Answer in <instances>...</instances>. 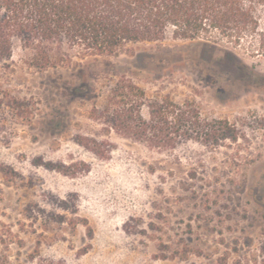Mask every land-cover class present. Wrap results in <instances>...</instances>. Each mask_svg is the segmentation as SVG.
<instances>
[{
    "label": "rangeland",
    "instance_id": "obj_1",
    "mask_svg": "<svg viewBox=\"0 0 264 264\" xmlns=\"http://www.w3.org/2000/svg\"><path fill=\"white\" fill-rule=\"evenodd\" d=\"M27 60L14 40L0 63V232L12 237L9 264H264V58L167 39L59 77ZM123 75L147 98L193 102L204 118L228 121L236 142L157 152L104 130L90 110ZM91 88L90 98L79 93ZM86 136L109 153L85 149ZM150 222L162 231L152 233ZM160 238L186 248V261H156Z\"/></svg>",
    "mask_w": 264,
    "mask_h": 264
},
{
    "label": "trees",
    "instance_id": "obj_2",
    "mask_svg": "<svg viewBox=\"0 0 264 264\" xmlns=\"http://www.w3.org/2000/svg\"><path fill=\"white\" fill-rule=\"evenodd\" d=\"M167 39L240 49L264 58V0H0V63L9 61L16 40L28 54L27 67L38 73L51 71L59 77L60 71L81 68L88 60ZM79 93L90 98L94 89ZM89 118L117 137L157 152L187 142L213 150L237 140L228 121L204 118L193 102L147 98L125 75L107 86L103 107L94 105ZM79 139L95 156L104 158L110 151V145L97 138ZM147 228L155 235L162 231L152 222ZM11 240L10 232H0V264H9ZM157 251L154 259L162 262H185L188 255L186 248L173 249L162 239Z\"/></svg>",
    "mask_w": 264,
    "mask_h": 264
}]
</instances>
